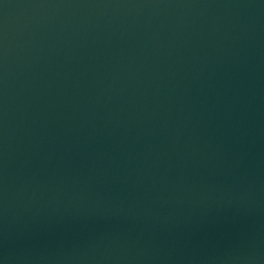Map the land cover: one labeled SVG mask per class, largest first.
Masks as SVG:
<instances>
[{"label": "water", "instance_id": "obj_1", "mask_svg": "<svg viewBox=\"0 0 264 264\" xmlns=\"http://www.w3.org/2000/svg\"><path fill=\"white\" fill-rule=\"evenodd\" d=\"M0 264H264V0H0Z\"/></svg>", "mask_w": 264, "mask_h": 264}]
</instances>
